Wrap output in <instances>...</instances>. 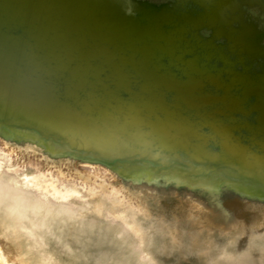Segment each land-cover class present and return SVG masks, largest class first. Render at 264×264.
Segmentation results:
<instances>
[{"label": "bare ground", "instance_id": "1", "mask_svg": "<svg viewBox=\"0 0 264 264\" xmlns=\"http://www.w3.org/2000/svg\"><path fill=\"white\" fill-rule=\"evenodd\" d=\"M172 1L152 4L156 8L126 5L136 16H146L150 22L159 26L158 31L155 30V33L151 34L149 42H141L143 46H149L148 52H137V46H140L137 40L134 41L133 47H129L132 49H124L120 42L106 49L100 46L96 38L91 41V44L94 45L96 42L95 47L106 49L103 60L107 62L108 59L107 63H103L100 57L90 58V60L85 58L82 51L88 45L77 49L81 55L56 51L53 54L56 56L55 60L48 55L44 57L42 51L37 52L38 56H42V64L46 68L43 71L50 72H40L35 78L26 77V81L21 83L18 89L0 98V141L4 148L0 147V186L6 181L12 182L13 188L20 185L24 191L33 192L42 198L51 201L64 200L66 196L59 191L68 183L64 177L75 178L74 182L80 183L83 189L86 183L81 177L75 176L70 167L63 164L73 160L75 155L80 157L94 155L103 158L104 161L109 160L108 157H115L111 169L119 176L124 186L131 192L139 193V201L145 204L153 214L165 216L169 220L172 217H178L181 203L174 205L173 210L165 214L167 211L164 212L161 209L158 197L170 194L177 199H183L178 196L177 191L173 190L180 185L188 194L195 189L205 190L204 186L201 188L202 183L199 182L198 172L208 173L210 169L199 159L193 160L188 156L189 154L174 155L177 159H183L182 167L177 159L173 162L174 157L170 155L169 160L168 158L166 160L164 156L160 158L155 152L156 146L152 144V140L139 138L133 131L127 133L125 128L130 129L134 118L141 122L140 114L154 111L165 117L164 122L168 127L193 132L191 125L188 128L182 124L185 122H182L181 108L185 107L182 106L183 98L189 91L195 90L198 78H193L184 71H261L260 86L263 85L264 96L262 41L264 33L245 18L243 11L244 7H258L264 12V3L262 0ZM2 8L12 12L16 10H13V7L4 0H0V9ZM19 13L26 25H29V19L31 24L35 22V19L36 23H41L37 21L38 18L33 17L31 12ZM201 31L209 32V37L200 38ZM219 39H224L225 45L215 44V41ZM112 52L116 56L111 54ZM3 54L6 55V53ZM109 54L116 61L114 64L117 70L124 65L125 68L120 70L133 71V78L139 82L128 83L126 76L116 74L117 71L113 70L112 65L109 64L111 61L110 57H107ZM218 63L221 66L217 67ZM237 67L240 69L238 70ZM178 71H183V78L190 82L187 90L184 88L175 90L174 84ZM63 76H66V79ZM122 92H127L125 97L128 100L125 103L129 105L122 103V106L119 103L120 100H117V96ZM58 94L76 103V106H81L83 113L96 112L102 117H107L108 113L114 109L116 117L110 120L109 129L108 126H100L99 132L92 131L89 137L83 138L71 129L62 128L63 124L55 123L52 116L49 117L50 119L45 118L53 111L50 107L56 104L54 101L57 102L58 98L55 95ZM29 98L34 100L29 102ZM135 100L139 101L134 103ZM36 102L38 107L27 109V105L30 106ZM262 102L264 106V97ZM262 117L264 118L263 111ZM84 119L89 121L88 117ZM115 129H120V133H125L126 138L131 137L136 141L128 144L122 151H118L117 136L113 132ZM31 130L41 132L42 140L35 136H17L18 133ZM27 138L30 139L27 140ZM153 140L162 142L157 135H153ZM34 142L44 146L45 150L33 152ZM18 154L22 156L16 157ZM189 162L195 171L190 170ZM28 165L34 167L31 172L24 169ZM2 166L14 169L13 173L7 174L1 171ZM62 166H65V171L61 170ZM83 173L95 176L100 174V170L91 169ZM101 179H103L102 175ZM116 195L120 194L116 193Z\"/></svg>", "mask_w": 264, "mask_h": 264}, {"label": "water", "instance_id": "2", "mask_svg": "<svg viewBox=\"0 0 264 264\" xmlns=\"http://www.w3.org/2000/svg\"><path fill=\"white\" fill-rule=\"evenodd\" d=\"M4 1L18 12L16 10H14L15 12L8 11L6 8L0 9L3 10L0 12V98L18 89L19 85L25 82L28 77L35 78L40 72H50L43 71L46 68L42 64V56L37 54L38 51H42L44 57L48 55L51 56L52 60H55L56 56L53 54L56 51L81 55L77 49L88 45L82 51L85 58L90 60V58L100 57L103 63H107L109 62L108 59L107 62L103 60L105 58H103L105 56L103 55L104 50L110 49L108 47H112L118 42L123 44L124 49H132L129 47H133L134 41L137 40L138 45H140L137 46V52H148L149 46H143L141 42H149L151 34L159 29L158 24L150 22L148 17L136 16L130 11L131 8L126 6L133 4L138 7L143 5L156 8L145 1ZM21 11L31 12L33 17L38 18L37 21H41V23H36L35 19V22L31 24L29 19V25H26L19 13ZM94 38L98 40L100 46L106 49L95 47L96 42L92 45L91 41ZM200 38L202 37L200 36ZM114 56L116 55L114 54ZM107 57H110V54ZM110 59L109 64L112 65L113 70L117 71L116 74L126 76V79L129 80L128 83L139 82L133 78V71H121L120 69L125 68L124 65H118L120 66L118 71L114 64L116 61L111 57ZM58 61L60 62V60ZM184 73L193 78H198L195 90L189 91L183 98L182 106L185 107L181 108L182 113L179 112L182 116V122H185L182 124L188 128L191 125L193 132L168 127L164 122L165 117L154 111H151L153 113L140 114L141 122L134 118L133 125L130 129L125 128V132L133 131L139 138L152 140L153 143H151L156 146L155 152L160 158L164 156L166 160L167 158L169 160V155L174 157V155L186 156L189 154L188 156L193 160L199 159L204 166L209 167L208 173L198 172L199 182L202 183L201 188L204 186V191L195 189L194 192L188 194L183 191L180 185L174 187L173 190L177 191L178 196L183 197L182 200L167 194L158 197V203L164 212L167 211L165 214L172 211L174 205L177 206L181 203L182 207H180L177 217L180 226L182 228L191 227L186 219L191 213L196 223H202L209 230L204 233L201 239L208 237L216 246L215 251H219L225 244L218 241L216 231L229 233L234 224H242L245 231L253 226L238 220L233 212L227 210L223 205L224 199L237 195L245 203L246 209L257 211L264 220V118L262 117V111L264 112L262 97L264 96L263 85L260 86L261 73L259 75H252L250 71H242L241 73L236 71H184ZM176 75L175 90H182L183 88L187 90L190 82L183 78V71H178ZM66 76L68 77V75ZM95 91L97 90L95 89ZM125 94L127 92H122L121 95L117 96L121 105L122 103L129 105L125 103L128 100ZM55 96L58 100L56 99L57 102L54 101L56 104L50 107V110L53 111L45 118L50 119L49 117L52 116L55 123L63 124L64 127L62 128L71 129L83 138L89 137L92 131L99 132L100 126H108L109 129L110 120L116 117V110L114 109L110 113L107 112L109 115L107 117H102L96 112L83 113L81 106H76V103L65 99L63 95ZM250 98L255 100L254 104L249 102ZM33 100V98H29V102ZM137 101L139 100H135L134 103ZM37 104L36 102L26 107L27 109L35 108L38 107ZM252 111L257 112L254 122L248 118ZM124 114L127 115L126 111ZM86 117L89 118V121L84 119ZM119 130L115 129L113 132L117 136L118 151H122L136 139L126 138L125 133H120ZM147 135L150 137H146ZM153 135L159 136V140L162 142H154ZM17 136H35L39 140L43 138L41 132L33 130L18 133ZM1 142L0 147L2 149ZM189 146L190 149H188ZM41 149L45 150L44 146L35 143L33 152L36 153ZM192 150L193 152H191ZM21 156L18 154L16 157L20 158ZM108 158L109 160L104 161L103 158L94 155L82 157L75 155L73 160L62 164L70 167L71 172H74L73 162L79 166L87 165L89 170H100V174L105 171L114 172L111 166L115 162V157ZM56 159L60 158L57 157ZM176 159L174 157L173 162H176ZM177 161L183 167V159H177ZM189 164L190 170L195 171L191 162ZM80 171L85 172L84 170ZM165 201H171L174 204L168 207ZM195 205H199V210L194 207ZM209 232L211 233L210 236ZM235 249L239 251L240 247ZM212 255L216 256L218 253L213 251ZM173 259L177 261L178 258L173 257ZM189 264H199V262L190 258Z\"/></svg>", "mask_w": 264, "mask_h": 264}, {"label": "clouds", "instance_id": "3", "mask_svg": "<svg viewBox=\"0 0 264 264\" xmlns=\"http://www.w3.org/2000/svg\"><path fill=\"white\" fill-rule=\"evenodd\" d=\"M74 175L87 181L84 191L70 177L59 189L66 199L55 202L12 182L0 186V240L10 250L0 264H163L173 257L177 264H264V234L255 225L234 224L236 235L213 256L214 243L201 239L209 230L191 213V227L182 228L176 217L153 214L114 172L93 176L74 167ZM245 235V248L235 251Z\"/></svg>", "mask_w": 264, "mask_h": 264}, {"label": "rangeland", "instance_id": "4", "mask_svg": "<svg viewBox=\"0 0 264 264\" xmlns=\"http://www.w3.org/2000/svg\"><path fill=\"white\" fill-rule=\"evenodd\" d=\"M139 1H145V2H148L151 4H155V5L161 4V3L173 2L172 0H139ZM262 2L264 3V0H262ZM243 11H244L245 18L248 21L253 22L258 27V29L264 33V12L258 7H254V8L244 7ZM200 35L203 38H207V37H209V32L201 31ZM219 41H223V43L222 44L218 43ZM262 41H263V45H264V40H262ZM215 44L223 46V45H225V41H224V39H219V40L215 41ZM216 66L219 67L221 65L218 63ZM237 69L239 70L240 68L237 67ZM236 72L241 73L242 71H236ZM250 73L252 75H257V74H260L261 71H250ZM249 102L251 104H254L255 100L253 98H250ZM256 116H257V112L252 111L251 113H249L248 118L251 122H254V120H256ZM72 166H74L80 170H84V171L89 170L88 167L79 166L75 162L72 163ZM33 168L34 167L28 165L24 169L28 172H31L33 170ZM61 170L65 171V166H62ZM1 171H4L7 174H11V173H13L14 169L2 166ZM69 178L70 177H68V178L64 177V180L68 182ZM71 179L73 181L76 180L73 177H71ZM84 181H85V183H87L86 180H84ZM80 191L83 192L84 189L80 188ZM46 200H49V199H46ZM165 203L167 204L168 207H171L174 204L171 201H165ZM223 205L227 210L233 212L238 220L242 221L243 223H245L249 226L255 225L257 233L258 234H264V220L261 218V216L259 215V213L257 211L252 210V209H246L244 202L240 199V197H238L236 195L234 197L226 198L223 201ZM215 233L217 234L218 241L223 242L224 244H226L229 240H231L236 235V232H234V231H231L229 233H220V232L216 231ZM247 241H248V236L245 235L244 238L239 239L236 248L240 247L239 251L243 250L247 244ZM235 251H236V249H235ZM9 252H10V250L6 246H3V241L0 240V254L8 255ZM214 252L219 254V251H214ZM162 259H163V264H177V261H175L173 258L172 259L162 258ZM179 264H189V259L188 260H181V262H179Z\"/></svg>", "mask_w": 264, "mask_h": 264}]
</instances>
